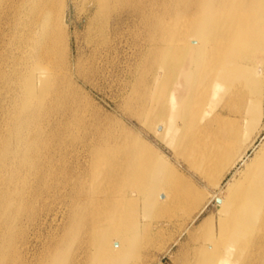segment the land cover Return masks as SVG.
<instances>
[{
	"label": "bare ground",
	"instance_id": "obj_1",
	"mask_svg": "<svg viewBox=\"0 0 264 264\" xmlns=\"http://www.w3.org/2000/svg\"><path fill=\"white\" fill-rule=\"evenodd\" d=\"M256 2V14L248 16L244 12L242 32L232 34L220 31L230 25V17L219 18L220 13L207 5L208 0H201L197 21L185 32L160 41L162 53L152 82L148 81L145 88L139 85L136 99L130 100L134 102L130 113L146 129L167 140L177 159L188 161L216 187L244 160L264 131V101L261 104L259 96L250 100L242 126L240 121L226 124L213 109L204 116L219 88V92L230 89L234 84L230 76L239 70L253 74V91L264 88V65L252 64L256 61L249 55L255 47L264 46V0ZM39 3L42 11L52 7L49 0ZM144 7L140 4L132 14L145 15ZM230 13H234V6ZM33 16L37 17L36 10ZM42 21L44 28L39 35H46L49 23ZM206 45L211 60L201 67ZM247 64L254 68L246 71ZM28 90L32 94L31 84ZM258 105L261 112L257 115L254 110ZM44 116L42 133L20 139L9 150L6 142L0 156V264H57L64 244L73 240V228L80 240L71 264H85L88 258L98 264H127L129 247L143 226L146 237L151 228L171 224L178 207L189 199L194 209L205 204L200 197L196 201L193 181L167 166L139 139L134 141L132 137V144L122 137L126 134L113 136L110 128L99 126L96 138L88 122L66 115L60 119L59 112L51 107ZM78 124L89 129L86 135L76 133ZM212 134L222 142L212 139ZM262 138L218 198L219 215L208 223L213 229L207 228L203 242L194 247L198 264H232L230 258L235 252L241 253L234 246L240 240L260 244V264H264ZM73 152L88 156L93 164L92 176L101 179L99 184H86L87 174L77 170V162L68 160ZM49 221L55 226L41 234ZM155 233L159 234L157 230ZM207 242L211 244L202 245Z\"/></svg>",
	"mask_w": 264,
	"mask_h": 264
},
{
	"label": "rangeland",
	"instance_id": "obj_2",
	"mask_svg": "<svg viewBox=\"0 0 264 264\" xmlns=\"http://www.w3.org/2000/svg\"><path fill=\"white\" fill-rule=\"evenodd\" d=\"M39 1L0 0V156L6 142H9V150L17 146L20 139L42 133L41 121L50 107L59 112L60 119L66 115L88 122L96 138L99 126L100 129L110 128L113 136L126 134L122 137L132 144V137L134 141L139 139L161 156L167 166L175 167L184 178L193 181L196 201L200 197L205 204L194 209L193 200L189 199L178 207L171 224L151 228L146 237L143 226L129 247L127 264H198L194 247L198 246L197 242H203L207 228L213 229L208 223L219 215L217 199L224 195L228 181L263 141L264 131L244 160L228 171L221 185L216 187L202 178L188 161L177 159L167 140L146 129L129 109L139 85L145 88L148 81L152 82L162 53L160 41L189 29L200 16L201 0H49L52 7L44 11ZM140 4H145V15L132 14ZM207 5L220 13L219 18L230 17V25L220 31L232 34L243 30L241 15L244 12H248V16L255 15L257 9L256 0H208ZM232 6L233 14L230 13ZM35 10L37 17L33 16ZM42 19L49 23L46 35H39L44 28ZM208 46L202 52L201 67L211 60ZM249 55L255 58L252 64L264 65V46L255 47ZM252 64H247L248 70H245L254 68ZM230 78L234 80L233 86L226 92H219V88L220 94L213 97L204 116H209L213 109L226 124L240 121L242 126L250 100L259 96V102L264 101V88L253 91L256 86L252 84L253 74L244 70ZM29 84L33 86L32 94ZM258 108L259 105L254 110L257 115L261 112ZM88 128L78 124L75 131L86 135ZM211 138L222 142L214 134ZM22 153L21 150L20 156ZM68 160L77 162V170L87 174V185L99 184L101 179L92 176L94 169L88 156L73 152ZM58 213L59 221L61 211ZM54 226L55 222L49 221L42 227L41 234ZM72 234L73 240L64 244L57 264L73 261L79 245L76 228L72 229ZM238 243L234 246L240 248L241 253L235 252L230 258L232 264L262 262L260 244L248 240ZM249 253L254 254L248 257ZM85 264L98 263L88 258Z\"/></svg>",
	"mask_w": 264,
	"mask_h": 264
},
{
	"label": "water",
	"instance_id": "obj_3",
	"mask_svg": "<svg viewBox=\"0 0 264 264\" xmlns=\"http://www.w3.org/2000/svg\"><path fill=\"white\" fill-rule=\"evenodd\" d=\"M217 201L219 202V201H220V199H217Z\"/></svg>",
	"mask_w": 264,
	"mask_h": 264
}]
</instances>
